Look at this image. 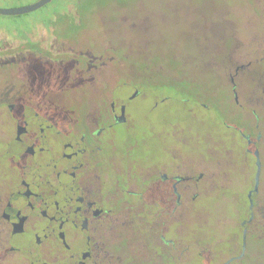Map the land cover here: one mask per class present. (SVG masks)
<instances>
[{"label":"flooded vegetation","instance_id":"flooded-vegetation-1","mask_svg":"<svg viewBox=\"0 0 264 264\" xmlns=\"http://www.w3.org/2000/svg\"><path fill=\"white\" fill-rule=\"evenodd\" d=\"M77 18L60 27L66 32H57L55 16L38 22L45 33L0 36V264H253L264 240V68L255 65L249 77L251 62L235 68L237 112L225 114L235 124L221 120L243 141L254 174L259 169L257 189L253 180L245 201L233 197L237 230L214 244L196 240L186 222L200 196H228L231 153L216 148L206 152L210 160L186 159L166 148L150 164L144 152L133 157L128 134L135 98L166 83L190 91L199 83L181 80L180 65L172 81L149 65H127L76 36ZM252 41L264 52V35ZM121 87L130 88L124 97ZM226 101L215 106L221 116Z\"/></svg>","mask_w":264,"mask_h":264},{"label":"rangeland","instance_id":"rangeland-1","mask_svg":"<svg viewBox=\"0 0 264 264\" xmlns=\"http://www.w3.org/2000/svg\"><path fill=\"white\" fill-rule=\"evenodd\" d=\"M36 1L0 0V8L25 6ZM125 1L124 6H118L111 2L96 5L81 0H52L28 14L0 15V36L14 39V34L19 33H45L47 29L38 22L53 23L55 16H58L57 32H66L60 27L67 23L77 25V17L81 16V28H76V36L94 39L95 47L102 43L101 48L115 51L127 65L154 67L161 71L164 81L177 79L175 65L183 67L186 73L180 79L197 81L200 85L194 84L190 91L185 85L173 89L166 83L143 98H135L129 107L134 127L128 140L132 142L133 157L140 161L144 152L150 164L161 161L166 148H173L186 159L202 156L210 160L205 157L206 152L216 148L231 153L232 163L226 170L228 196L221 199L215 191L209 196H200L186 222L188 230H195L196 240L203 236L202 239L214 244L224 239L225 234L237 230L233 197L245 201L256 175L253 159L245 153L243 141L221 120L235 124L233 118H227L237 112L229 84V76L234 74L235 68L251 62L249 69L243 72L244 77L252 75L255 65L264 68V61L257 62L264 52L252 41L264 35V0ZM85 6L86 11H81ZM74 31L71 28L67 33ZM118 62L117 66L122 65ZM188 68L193 76L187 77ZM241 78L242 74L234 77L235 82H240ZM242 83L244 91L257 93L252 84ZM129 89L121 87L117 95L124 97ZM200 89L205 93H198ZM217 101H226L220 105L226 111L224 116L215 112ZM200 217L206 222L205 227L200 225L201 230ZM255 248L253 264H264V240Z\"/></svg>","mask_w":264,"mask_h":264},{"label":"water","instance_id":"water-1","mask_svg":"<svg viewBox=\"0 0 264 264\" xmlns=\"http://www.w3.org/2000/svg\"><path fill=\"white\" fill-rule=\"evenodd\" d=\"M52 0H37L36 2L32 4H28L25 6H19V7H11V8H0V15L3 16H20L24 14H28L31 12H34L45 5L49 4ZM258 164V163H257ZM258 178H259V169L256 172L255 175V186L254 191L257 189L258 184Z\"/></svg>","mask_w":264,"mask_h":264},{"label":"trees","instance_id":"trees-1","mask_svg":"<svg viewBox=\"0 0 264 264\" xmlns=\"http://www.w3.org/2000/svg\"><path fill=\"white\" fill-rule=\"evenodd\" d=\"M81 1H83V2H85V3H93V2H95V4L96 5H101L102 3H104V2H111V3H113V4H115V5H118V6H124L125 4V0H81ZM79 4V3H78ZM87 7L85 6V8L84 9H80L81 11H86L85 9H86Z\"/></svg>","mask_w":264,"mask_h":264},{"label":"snow or ice","instance_id":"snow-or-ice-1","mask_svg":"<svg viewBox=\"0 0 264 264\" xmlns=\"http://www.w3.org/2000/svg\"><path fill=\"white\" fill-rule=\"evenodd\" d=\"M0 26H2V25H0Z\"/></svg>","mask_w":264,"mask_h":264}]
</instances>
